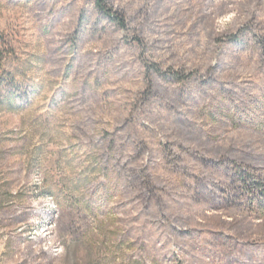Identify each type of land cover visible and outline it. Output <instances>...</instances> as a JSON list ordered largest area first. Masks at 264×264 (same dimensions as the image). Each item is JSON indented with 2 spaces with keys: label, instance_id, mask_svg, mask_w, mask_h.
I'll use <instances>...</instances> for the list:
<instances>
[{
  "label": "rangeland",
  "instance_id": "rangeland-1",
  "mask_svg": "<svg viewBox=\"0 0 264 264\" xmlns=\"http://www.w3.org/2000/svg\"><path fill=\"white\" fill-rule=\"evenodd\" d=\"M0 0V264H264V0Z\"/></svg>",
  "mask_w": 264,
  "mask_h": 264
},
{
  "label": "trees",
  "instance_id": "trees-1",
  "mask_svg": "<svg viewBox=\"0 0 264 264\" xmlns=\"http://www.w3.org/2000/svg\"><path fill=\"white\" fill-rule=\"evenodd\" d=\"M96 5L107 16H109L110 18H113L114 20H116L119 24H123V19H122L121 15H119L118 13L113 12L110 9H108L107 6L102 3L101 0H96Z\"/></svg>",
  "mask_w": 264,
  "mask_h": 264
}]
</instances>
